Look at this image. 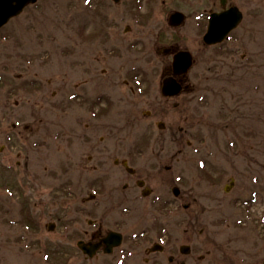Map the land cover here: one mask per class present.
I'll list each match as a JSON object with an SVG mask.
<instances>
[{
    "label": "rangeland",
    "instance_id": "1",
    "mask_svg": "<svg viewBox=\"0 0 264 264\" xmlns=\"http://www.w3.org/2000/svg\"><path fill=\"white\" fill-rule=\"evenodd\" d=\"M214 1L181 0L187 20L172 27L170 5L135 25L119 20L123 5L100 0L96 8L103 5L108 22L122 25L115 37L100 40V28L80 27L92 13L86 0H42L32 16L20 14L0 30V264H46L47 242L53 254L55 212L66 211L72 184L83 195L86 181L96 178L85 171L95 148L86 143L89 131L107 136L108 155H129L131 164L145 166L143 174L159 189L164 182L152 174L183 175L188 212L205 208L212 242L234 238L236 263L264 259V237L257 235L264 230V0H231L247 12L243 25L207 47L196 12ZM130 23L136 44L125 33ZM89 33L98 39L85 38ZM166 46L189 49L195 58L181 75L190 85L177 80L181 90L170 98L161 92L174 57L161 51ZM135 70L145 81L136 93ZM30 80L36 85L20 91ZM103 91V117L91 118L87 96ZM18 117L31 126L42 119L44 126L4 136ZM111 171L103 174L107 186H122L126 177ZM76 259L82 264L84 257Z\"/></svg>",
    "mask_w": 264,
    "mask_h": 264
},
{
    "label": "flooded vegetation",
    "instance_id": "2",
    "mask_svg": "<svg viewBox=\"0 0 264 264\" xmlns=\"http://www.w3.org/2000/svg\"><path fill=\"white\" fill-rule=\"evenodd\" d=\"M41 1L37 0L27 4L21 14L29 12L32 16L40 7ZM98 1L100 0H86V8L92 13L89 14L88 21L86 20L80 26L100 28V40L108 33L115 37L122 25L113 20L108 22L106 16L108 11L102 7L103 5L96 8ZM102 1L106 7L108 5L112 7L123 5L119 20L124 22L125 18H129L135 25H138L139 22L144 23V18H151L153 12L163 5H170L173 12L183 11L181 10V0ZM232 6L239 7L243 12V20L236 28L238 29L247 17V12L238 3H232L231 0H215L213 7L209 10H197L196 25L202 38L208 27L209 16L212 13L226 11ZM181 25L171 26L180 27ZM125 30L126 34L130 33L131 35L129 40L136 44L137 37L134 34L132 23L126 25ZM235 30L231 31L229 38ZM85 35V38H88L90 33ZM98 37L96 33L89 38H91L90 41H96ZM172 48L174 52L186 49L166 46L162 47L161 51L166 56V52ZM163 74L164 77L175 76L183 83V86L190 85L188 78L183 81L181 75H174L172 64L166 67ZM143 75L141 70H135L131 74V79L133 81L134 78L141 79V83L145 85ZM33 84L36 85L35 80L24 81L20 84L19 90L25 91L28 87H33ZM134 86H132L133 92L136 93L139 85L135 83ZM10 92H15L14 87L9 89ZM106 92L103 91L94 97L91 93L87 96L88 112L91 118L92 116L94 118L103 117L102 108L104 107L101 104L105 101ZM170 97L175 96L168 98ZM16 105L21 104L17 101ZM26 118H15L11 129H7V132L4 131V136L13 138L14 133H18L23 137L26 132L34 133L43 128L44 120L41 119L35 126H31L27 123ZM5 119L7 120V117L3 118V120ZM86 126L90 128L91 122L89 121ZM20 128L21 130L18 131ZM85 139L89 150L92 145L95 146L92 153L88 152L85 171L94 173L93 176L96 178L86 181L87 190L83 195H77L74 190L75 183L72 184L69 191L72 199L63 204L66 211L55 212V231L57 232L55 234V249L53 254L50 248L46 249L48 253L46 264H80L81 262H78L76 258L81 255L84 257L82 264H260V262L264 264V259L262 261L242 260L236 263L234 238L225 242L222 237L221 240L218 238V241L212 242L208 224L205 226L203 220L205 208L200 206L196 212H188L187 194L183 185H180L181 182L183 183V175L177 177V174L172 172L171 176H163L164 174H158L162 173L160 170L157 174H152L151 179L153 177L161 178L160 181L164 182L163 187L159 189L154 184L151 185L150 179L143 174L145 166L131 164L133 160L131 156L108 155L106 135L99 134L97 136L94 132L89 131V133H85ZM110 161L113 162V165H110ZM109 166L114 168L108 169ZM111 170H115V175L116 173L119 175L118 170L121 176L126 177L121 181L125 182L122 186L120 183L107 186V180L103 174L109 175L108 171ZM209 184L213 186V183L209 182ZM78 203L79 206H76ZM255 220L258 221V219ZM260 230L261 232L257 235L264 237V230ZM112 231L122 235L120 244H114L115 239L113 238L105 241ZM81 243H86L90 252H84L80 247ZM48 246H50L49 243Z\"/></svg>",
    "mask_w": 264,
    "mask_h": 264
},
{
    "label": "water",
    "instance_id": "3",
    "mask_svg": "<svg viewBox=\"0 0 264 264\" xmlns=\"http://www.w3.org/2000/svg\"><path fill=\"white\" fill-rule=\"evenodd\" d=\"M30 0H0V27L3 26L11 16L19 13L23 6L27 4ZM34 1V0H33ZM183 14L176 13L172 16V20L176 23L181 22L183 19ZM219 16H212L211 17V23H210V29L209 32L206 34L205 39L208 43H215L221 41L225 34L235 26L234 24L228 25L225 27L224 33L218 35V33L215 32V20ZM236 24V23H235ZM192 63V55L189 52H180L175 56L174 59V65H175V71L178 73L186 72L187 69L190 67ZM164 93H174L178 92L179 90L172 91V87L167 84L164 86Z\"/></svg>",
    "mask_w": 264,
    "mask_h": 264
}]
</instances>
